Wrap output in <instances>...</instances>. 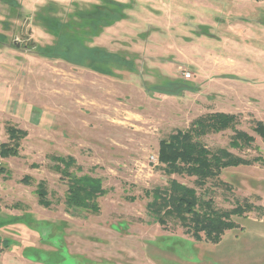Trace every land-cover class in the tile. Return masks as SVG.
<instances>
[{
    "label": "rangeland",
    "instance_id": "1",
    "mask_svg": "<svg viewBox=\"0 0 264 264\" xmlns=\"http://www.w3.org/2000/svg\"><path fill=\"white\" fill-rule=\"evenodd\" d=\"M18 1L20 10L0 2V32L18 45L0 48V144L10 141L8 126L28 134L18 156L0 157L10 171L0 175V264H264V140L254 131L264 122V0H121L132 6L127 18L88 43L133 58L136 72L116 70L115 77L24 47L54 42L36 20L42 6L55 2L67 17L101 0ZM166 79L197 90H148ZM216 113L238 117L236 129L255 141L232 147V129L199 141L247 163L200 186L197 176L168 175L151 160L162 140ZM53 157H73L72 176L102 181L97 213L68 205L70 178L54 169ZM173 180L217 210L254 209L234 216L237 227L219 243L204 233L197 239L178 217L163 216L161 224L150 209L152 192ZM40 183L49 207L39 201ZM41 224L51 228L44 238L34 229Z\"/></svg>",
    "mask_w": 264,
    "mask_h": 264
},
{
    "label": "trees",
    "instance_id": "2",
    "mask_svg": "<svg viewBox=\"0 0 264 264\" xmlns=\"http://www.w3.org/2000/svg\"><path fill=\"white\" fill-rule=\"evenodd\" d=\"M1 1L11 9H21L20 3L16 0ZM57 7L56 3L50 2L41 7L36 14L38 23L54 37L53 44L42 46L31 40L24 46L29 52L43 58L64 60L110 77L117 76L116 70L127 69L136 72L133 58L111 52L103 47L88 45L92 38L102 34L105 28L126 19L125 11L132 8L131 4L116 0H101L100 4H93L87 8L77 7L72 15L67 17L59 16ZM3 30H10L8 22L3 23ZM7 46L18 48L9 35L0 32V48ZM194 89L197 90V86L185 79H166L162 84L148 85V90L151 92L171 96H181L184 92ZM238 124V117L216 113L198 119L186 133L179 131L169 139L162 140L159 146V161L165 165L164 171L168 175L197 176L198 184L204 186L208 180L218 177L222 170L247 163L224 149L213 152L199 141L202 136L209 133L232 129L236 133L231 142L232 147L251 146L255 141L254 138L244 131L237 130ZM254 131L264 140V122L257 121ZM7 132L10 141L0 144V157L4 159L19 155L20 143L28 134L14 126H8ZM53 159L58 162L54 169L70 178L66 195L68 205L97 213L99 211L97 200L106 194L102 181L88 176H72L70 171L76 166L73 157H53ZM262 163L264 164V161ZM0 175L9 177L10 171L0 167ZM22 182L30 184V178L25 177ZM37 194L43 206L51 205L47 202L49 192L45 183L39 184ZM151 196L153 203L150 209L159 216L161 224L165 223L163 216L174 215L184 223L193 237L201 239V234L204 233L213 243H219L226 231L237 227L232 220L234 216L241 217L254 209L252 204L248 203L244 207H236L228 211L217 210L212 201H201L193 189L176 180L170 181L169 187L165 189H155ZM16 219L14 221H19Z\"/></svg>",
    "mask_w": 264,
    "mask_h": 264
},
{
    "label": "crops",
    "instance_id": "3",
    "mask_svg": "<svg viewBox=\"0 0 264 264\" xmlns=\"http://www.w3.org/2000/svg\"><path fill=\"white\" fill-rule=\"evenodd\" d=\"M16 1H18V0H16ZM116 1H118V2H122V3H124L123 1H121V0H116ZM0 2H2L1 0H0ZM19 2V1H18ZM44 2H45V0H44ZM3 3V2H2ZM20 3V2H19ZM55 3V2H54ZM3 4H5V3H3ZM47 4V3H46ZM7 5V4H6ZM20 5H21V3H20ZM43 7V6H42ZM4 22H7V21H4ZM3 25V24H2ZM41 26V25H40ZM42 27V26H41ZM43 28V27H42ZM44 29V28H43ZM45 30V29H44ZM4 31V30H3ZM5 33V32H4ZM47 33V32H46ZM50 35V34H49ZM51 37H53L52 35H50ZM207 37H213V35L212 34H209V35H207ZM196 86V85H195ZM43 223H45V222H43ZM46 226H45V224H41L40 225V227H38V228H34V229H36V232L40 235V237H43L44 238V236L46 235V234H48V232H50L49 230H51V228H50V226H47L48 227V231L46 230V228H45ZM32 228V227H31ZM53 230H54V228H52ZM25 230L26 231H29L30 230V228L29 227H25ZM32 230V229H31ZM33 231V230H32ZM114 232V231H113ZM116 232V231H115ZM33 233V232H32ZM34 233H35V231H34ZM116 233H118V232H116Z\"/></svg>",
    "mask_w": 264,
    "mask_h": 264
},
{
    "label": "built area",
    "instance_id": "4",
    "mask_svg": "<svg viewBox=\"0 0 264 264\" xmlns=\"http://www.w3.org/2000/svg\"><path fill=\"white\" fill-rule=\"evenodd\" d=\"M184 76H185V79H189V78H191L192 74H191L190 72H185V73H184ZM151 160H152L156 165L159 164V158H158V156H152V157H151Z\"/></svg>",
    "mask_w": 264,
    "mask_h": 264
}]
</instances>
